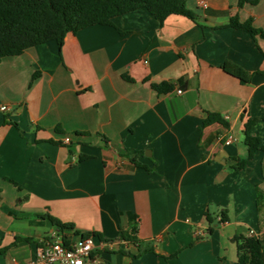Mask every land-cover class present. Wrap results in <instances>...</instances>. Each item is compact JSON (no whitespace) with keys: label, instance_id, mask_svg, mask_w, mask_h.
<instances>
[{"label":"crops","instance_id":"1","mask_svg":"<svg viewBox=\"0 0 264 264\" xmlns=\"http://www.w3.org/2000/svg\"><path fill=\"white\" fill-rule=\"evenodd\" d=\"M186 7L195 21L142 8L67 35L61 52L51 41L0 61V264L35 258L56 230L45 215L102 236L104 264H240L237 237L264 234V151L235 169L248 119L264 146V39L230 26L264 29V0ZM163 82L175 89H152ZM208 113L229 127L203 126ZM130 212L154 246L138 258L117 240Z\"/></svg>","mask_w":264,"mask_h":264},{"label":"trees","instance_id":"2","mask_svg":"<svg viewBox=\"0 0 264 264\" xmlns=\"http://www.w3.org/2000/svg\"><path fill=\"white\" fill-rule=\"evenodd\" d=\"M187 0H0V61L7 57L20 56L28 49L56 41L60 52L69 34H77L79 31L95 26H113L116 17L131 13L138 9L148 10L161 25L171 16H183L193 21L196 15L187 9ZM260 0H239V7L246 4L257 5ZM230 26L248 32L253 38L259 36L264 39V29L253 26V20L249 19L241 23L237 16L231 18ZM239 73L238 71H235ZM36 73L32 82L38 78ZM181 82H179L181 86ZM32 84V83H31ZM152 89L159 94L172 92L175 85L163 82L152 84ZM219 123L229 127V123L218 113H208L203 126ZM254 119H248L244 125L245 143L248 148L246 159L238 160L236 170H242L247 162L253 159L260 150L264 151L262 140L253 134ZM136 166L137 157L142 152L126 150L125 154ZM86 157H81L83 161ZM143 167V166H141ZM146 167V166H144ZM264 200V194L259 197ZM261 207L259 203V208ZM44 219L59 232L74 230V234L81 238L89 236H102L94 232H81L75 230L74 224L63 223L53 216L45 215ZM223 220L226 216L222 213ZM129 224L127 228L121 227V233L117 240L127 241L138 249L133 258L141 257L146 253L154 252L151 241L139 240L138 216L128 213ZM208 219H212L208 215ZM213 231L210 228L209 232ZM113 241V240H112ZM108 240V242H112ZM238 262L240 264H264V234L258 238L253 236H238ZM3 250H0V252ZM175 255H173L174 257Z\"/></svg>","mask_w":264,"mask_h":264},{"label":"built area","instance_id":"3","mask_svg":"<svg viewBox=\"0 0 264 264\" xmlns=\"http://www.w3.org/2000/svg\"><path fill=\"white\" fill-rule=\"evenodd\" d=\"M203 6L207 7V4L203 3ZM1 110L8 111L9 107L4 105ZM69 142V138L65 139V143ZM217 221L221 225L226 223L222 214H219ZM249 236L260 237L256 236L254 231H250ZM106 246L107 244L101 241L97 242L94 236L81 238L55 230L49 239L37 248L35 258L27 264H104L96 252Z\"/></svg>","mask_w":264,"mask_h":264}]
</instances>
